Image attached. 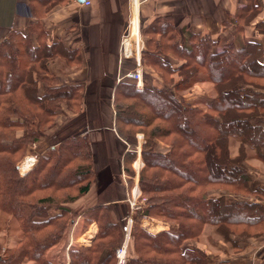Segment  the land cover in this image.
<instances>
[{
  "label": "trees",
  "instance_id": "16d2710c",
  "mask_svg": "<svg viewBox=\"0 0 264 264\" xmlns=\"http://www.w3.org/2000/svg\"><path fill=\"white\" fill-rule=\"evenodd\" d=\"M248 1L225 26L236 25L242 32L243 24L258 13V6ZM146 33L151 37L148 41ZM141 34L143 63L177 74L181 80L173 86L143 89L122 82L113 100L117 133L135 149L124 156L130 181L136 174L137 136L142 133L144 138L139 200L145 201L134 209L126 264H211L205 251L185 246L206 228L238 252L246 239L264 236V192L251 188L248 163L249 148L264 161V92L252 82L264 79V51L259 44L245 42L217 53L209 35L182 30L181 39L164 19L142 28ZM43 35L35 25L26 34L12 33L0 43V212L14 217L22 233L19 248L0 264H21L24 259L49 264L48 251L66 237L75 220L68 205L86 195L96 180L95 150L82 133L37 154L39 161L28 174L18 171L20 160L46 131L55 128L64 108L84 116L82 88L61 84V75L51 70L59 65L70 73L80 65L78 52L61 44L48 45ZM152 46L156 51L149 49ZM162 55L183 62L173 66ZM202 82L214 84L212 99L187 103L184 93ZM40 83L45 86L41 95ZM183 84L185 88H180ZM232 137L239 141L236 157L230 153ZM158 140H168L171 150L158 152ZM115 187L108 184L99 203L84 213L83 230L96 222L98 232L91 245L70 248V264H118L117 250L124 245L132 205L128 203V212L123 208L118 214ZM213 187L238 193L220 192V198H212ZM145 217L177 227L154 234L142 227Z\"/></svg>",
  "mask_w": 264,
  "mask_h": 264
},
{
  "label": "crops",
  "instance_id": "0c3cea01",
  "mask_svg": "<svg viewBox=\"0 0 264 264\" xmlns=\"http://www.w3.org/2000/svg\"><path fill=\"white\" fill-rule=\"evenodd\" d=\"M248 2V0H132L133 39L127 44V54L132 53L130 44L136 42L133 33L138 37L140 16L143 29H147L158 19H164L171 22L180 33L181 39L182 30H188L195 34L209 35L216 46H232L234 43L240 46L249 42L261 45L264 51V0H253L252 3L258 6V13L243 24L242 32H238L236 25L225 26L228 18H235ZM130 17L131 0H0V43L7 40L12 33L26 34L31 26L37 25L40 33L44 34L42 38L44 43L61 44L67 50L79 54L80 65L74 67L70 73L65 74L66 69L59 65L53 66L51 70L61 75L59 77L61 84L82 88L85 99L84 116L80 118L79 115L64 108L63 114L56 119L55 128L48 130L41 139L40 146L48 137H52L53 141L47 147L53 148L69 135L82 133L88 135L94 147L96 172L94 185L86 195L68 205L75 214V220L66 236L70 234L72 238L74 233L78 232V237L72 240L74 244L82 246L91 245L98 232V226L96 222H92L83 233L78 227L83 225L84 213L99 203V196L108 184L116 185L118 214H121L123 208H128L127 204L133 197L136 184L137 173L130 181L124 163V156L135 149L119 137L113 105L119 84L128 82L125 77L132 71L128 61L121 57L120 50L122 35ZM33 37L38 44L37 33H33ZM144 37L146 41L151 38L149 33ZM161 38V35H157L158 40ZM162 58L176 61V65L183 62L171 55H162ZM261 62H264V56ZM148 66L150 65H146L145 69V75L149 76L145 81L146 87L153 88L154 83L160 85L163 79ZM39 88L41 95L44 93V84L40 83ZM183 98L187 103L199 101L207 103L212 99V95L208 88L197 84L185 92ZM198 105L205 106L202 103ZM156 144V150L160 153L166 154L171 150L170 145L161 140ZM237 146L238 139L232 137L231 150L236 151ZM138 148L139 141L137 157ZM254 162L264 164L262 159L256 157L255 151L249 148L248 163L252 165L249 167L253 176L250 186L253 190L264 192V172L262 167H255L252 164ZM211 197L220 198L221 194L214 193ZM262 203L264 205V201ZM13 218L10 220L13 221L15 219ZM154 221L160 222L159 225L164 223L155 219L148 220L147 223L155 225L152 226L151 232L158 233L169 229L167 226H159ZM2 223L0 213V243L4 234L7 237L6 245L0 244V261L14 251L9 250L8 242L16 237L10 236L11 227L7 226L5 230ZM18 241L19 238H16V242ZM73 242L69 241V245ZM69 245L66 250H61L60 242L49 250L47 253L49 264H70L72 246ZM218 246L220 250L214 259L209 260L211 264H264V236L246 239L241 243L242 249L239 252L230 249L224 242H219ZM206 253L211 255L208 251ZM21 264L37 263L24 259Z\"/></svg>",
  "mask_w": 264,
  "mask_h": 264
},
{
  "label": "rangeland",
  "instance_id": "374dc122",
  "mask_svg": "<svg viewBox=\"0 0 264 264\" xmlns=\"http://www.w3.org/2000/svg\"><path fill=\"white\" fill-rule=\"evenodd\" d=\"M141 24H142V21H141ZM141 31V30H140ZM138 34V33H137ZM172 34H175V33H172ZM133 36H134V40L136 41V42H134V43H131L130 44V48H131V50H132V54L131 55H133V53H135V52H137V54L139 55V48L142 46H140V40H139V34H138V37L137 36H135V33H133ZM140 37H141V42L143 41V38H142V34L140 35ZM175 41V40H174ZM166 42V41H165ZM143 48H142V64H143V67H144V72H145V69H146V65L143 63V50H144V45L142 46ZM217 47V49H215V50H218V48H222V47H225V46H220V45H218V46H216ZM149 49H151L152 51H154L155 50V47L154 46H152V47H149ZM120 50H121V46H120ZM156 51V50H155ZM157 52H160V51H157ZM163 53H166V51H163ZM168 54V53H167ZM128 55H130V53H128ZM128 55L126 56V55H124L123 53H122V50H121V57L124 59V60H126V61H128V63L130 64V66H131V72H134L135 70H136V66H137V63H136V58L134 57V56H129L128 57ZM165 60V59H164ZM57 61V63H60V64H63V61H58V59L56 60ZM166 62H170V64H172L173 66H176V64H177V62L176 61H169V60H165ZM56 63V62H55ZM146 64H148V61H146ZM148 67H152V69H154L158 74H160V75H163L164 76V78L165 79H163V81H162V83L160 84V86H162V85H166V86H171L173 83L174 84H176V83H178L181 79H180V77H179V75H177V74H174V75H170V74H165L164 72H162V71H160L157 67H154V66H148ZM74 67H72V69H73ZM130 73V72H129ZM148 75L146 74L145 76H144V79L146 80V79H148ZM162 77V76H161ZM252 82H254V83H256V84H258L261 88H259V89H262V90H264V79H259V80H252ZM155 85L156 84H158V83H154ZM201 86L203 85V86H205L206 88H208L209 90H210V92L212 91L213 92V88H214V84L213 83H211V82H202V83H199ZM159 85V84H158ZM173 86V85H172ZM180 88H185V85L183 84V85H181L180 86ZM62 115V114H61ZM238 116H240V114H238ZM233 127V126H232ZM46 133H48V131H46L45 132V134ZM45 134H44V136H45ZM139 135H142V133L141 134H138V136ZM50 138V139H49ZM138 138V137H137ZM52 141H53V138L52 137H48V138H46V140H44L43 141V144L41 145V146H39V148H38V150H37V152H41L42 154L43 153H45V152H47V150H48V147L47 146H49L51 143H52ZM165 142H168V140H166ZM33 145V144H32ZM30 150H32V146L30 147ZM33 151V150H32ZM239 152H240V150H239V146H237V150L236 151H232L231 150V145H230V153H231V155L233 156V157H236V156H238L239 155ZM28 154H30V153H28ZM20 162H21V160H20ZM19 162V163H20ZM237 163V162H236ZM255 167H257V168H260V167H262V170H263V172H264V164H262V162H254V163H252ZM251 164H249V166H250ZM252 166V165H251ZM209 191L210 192H212V194H214V193H220V192H225L226 194H230V195H233L234 193H238V191H234V190H232V189H227V188H223V187H213V188H210L209 189ZM131 200H133V197H132V199ZM141 201V200H140ZM144 201V200H143ZM142 201V202H143ZM124 210H126V209H124ZM126 212H128V210H126ZM1 213V212H0ZM132 213H131V211H130V214H128V218H127V225H126V231H125V239L128 237V233H129V231H127L128 230V227H129V221H130V219H131V215ZM1 216H2V226L4 227V229L6 230L7 229V226H10L11 227V230H10V236H16L15 238L13 237V238H11L10 240H9V242H8V246H9V250H11V251H13L14 249H18L19 248V246H18V242H16V238H19V239H21L22 238V233H21V231H20V227H19V224H18V221L16 220V219H14L12 216H9V215H7V214H4V213H1ZM11 218H13L14 220L12 221V220H10ZM152 219H155V220H158V219H156V218H152ZM148 220H150V219H148ZM159 221H161V220H159ZM151 222V221H150ZM155 223H157L158 225L160 224V222L158 223V221H154ZM162 222H164L163 224L161 223V225H163V226H167L169 229H167V230H170V228L172 227V226H174V227H177V225H172L171 223H167V222H165V221H162ZM161 225H159V226H161ZM172 225V226H171ZM152 226H155V225H153V224H151V223H147L146 225L145 224H142V227L145 229V230H147L148 232H151L150 230H151V228H152ZM78 230H81V232L83 233V225H81V226H79L78 227ZM151 233H153V232H151ZM239 233V231L238 230H236L235 231V235H237ZM155 234V233H154ZM78 232L77 233H74V236L72 237L74 240L76 239V237H78ZM4 236V238L1 240V245L3 244V245H6V240H7V237H6V235L4 234L3 235ZM72 238H71V235L69 234L68 236H66V237H64V239L61 241V250H66L67 249V247H68V245H69V241H71V242H73V240H72ZM88 238H91V237H88ZM126 242H127V240H125V242H124V245L126 244ZM219 242H224L227 246H229V248L231 249V246H230V244L228 243V242H225L224 241V239L220 236V235H218V234H216L215 232H214V230L212 231V229L211 228H206L205 230H204V232L198 237V239L197 240H188V241H186V243H185V246H197L198 248H200L201 250H203V251H208V252H210L211 253V255H208L209 256V260L211 261L212 259H214L213 257H215L217 254H218V252H219V250H220V248H219V246H218V243ZM73 244H74V242H73ZM72 243L69 245V246H72V249H74V248H76L77 246H79V244H74L73 245ZM123 245V246H124ZM129 245H130V243H129ZM129 245H128V259H129ZM123 248V247H122ZM122 248H120V249H122Z\"/></svg>",
  "mask_w": 264,
  "mask_h": 264
},
{
  "label": "built area",
  "instance_id": "2783aa9c",
  "mask_svg": "<svg viewBox=\"0 0 264 264\" xmlns=\"http://www.w3.org/2000/svg\"><path fill=\"white\" fill-rule=\"evenodd\" d=\"M139 24H140V28H141V16H140ZM131 31H132V0H131V17L129 19V22H128L126 29L124 30V33H123L122 39H121V43H120L122 53L126 56L128 55L127 54V48H128L127 44L131 39H133ZM140 35H141V31H139V40H140V46L141 45L143 46V41L141 42ZM142 46L139 48V55L137 54V52L133 53V55H131L132 53H130L131 56H134L136 58L137 66H136V70L134 72H130L127 74V77L129 79L136 81V84L139 88H142L144 86V83H143V65H142V57H141L142 56L141 51L143 48ZM217 51L218 52H228V51H230V47L225 46L222 48H218ZM130 55H128V57ZM138 141H139L140 145L144 142L143 135L138 136ZM39 144H40L39 141L35 142L32 145L33 151L30 154L26 155L21 160V162L18 164V171L22 176L28 174L37 165V163L39 161L38 156H37V154H38L37 150L39 148ZM139 152H140V149H139ZM142 164L143 163L141 161V158L139 157L135 161V168H136L137 172H139L140 169L142 168ZM139 198H140V190L138 188V185H136V187L134 188V198L131 202L133 210L135 209L136 205L138 204ZM143 200L145 201V199H143ZM144 201L142 203H144ZM145 218L147 219V217H145ZM117 258H118L119 264H126L127 263V261L129 260L128 259V246H127V244H125L122 249L117 250Z\"/></svg>",
  "mask_w": 264,
  "mask_h": 264
},
{
  "label": "water",
  "instance_id": "95a60500",
  "mask_svg": "<svg viewBox=\"0 0 264 264\" xmlns=\"http://www.w3.org/2000/svg\"><path fill=\"white\" fill-rule=\"evenodd\" d=\"M130 233H131V229H130V232H129V235H128V239H127V241H129V238H130Z\"/></svg>",
  "mask_w": 264,
  "mask_h": 264
}]
</instances>
